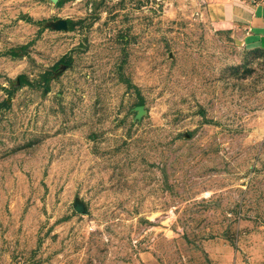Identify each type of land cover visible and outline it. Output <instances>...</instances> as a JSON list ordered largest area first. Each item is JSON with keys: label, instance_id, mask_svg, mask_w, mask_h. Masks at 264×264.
I'll list each match as a JSON object with an SVG mask.
<instances>
[{"label": "rangeland", "instance_id": "1", "mask_svg": "<svg viewBox=\"0 0 264 264\" xmlns=\"http://www.w3.org/2000/svg\"><path fill=\"white\" fill-rule=\"evenodd\" d=\"M210 2L0 0V264H264V46Z\"/></svg>", "mask_w": 264, "mask_h": 264}, {"label": "crops", "instance_id": "2", "mask_svg": "<svg viewBox=\"0 0 264 264\" xmlns=\"http://www.w3.org/2000/svg\"><path fill=\"white\" fill-rule=\"evenodd\" d=\"M206 15L216 31H241L247 42L264 46V0H212Z\"/></svg>", "mask_w": 264, "mask_h": 264}, {"label": "water", "instance_id": "3", "mask_svg": "<svg viewBox=\"0 0 264 264\" xmlns=\"http://www.w3.org/2000/svg\"><path fill=\"white\" fill-rule=\"evenodd\" d=\"M139 109V111H140V113L142 112V108H138Z\"/></svg>", "mask_w": 264, "mask_h": 264}, {"label": "built area", "instance_id": "4", "mask_svg": "<svg viewBox=\"0 0 264 264\" xmlns=\"http://www.w3.org/2000/svg\"><path fill=\"white\" fill-rule=\"evenodd\" d=\"M252 3H255V0H251Z\"/></svg>", "mask_w": 264, "mask_h": 264}]
</instances>
